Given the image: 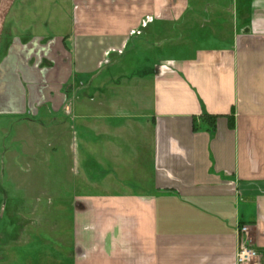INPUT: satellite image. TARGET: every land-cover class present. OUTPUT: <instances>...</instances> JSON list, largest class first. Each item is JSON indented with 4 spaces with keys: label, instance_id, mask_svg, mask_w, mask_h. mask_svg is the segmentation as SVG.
<instances>
[{
    "label": "crops",
    "instance_id": "crops-1",
    "mask_svg": "<svg viewBox=\"0 0 264 264\" xmlns=\"http://www.w3.org/2000/svg\"><path fill=\"white\" fill-rule=\"evenodd\" d=\"M48 1L66 23L41 101L46 170L61 177L44 197L37 179L7 178L32 103L21 78H40L15 44L0 264H235L242 225L264 264V0Z\"/></svg>",
    "mask_w": 264,
    "mask_h": 264
},
{
    "label": "rangeland",
    "instance_id": "rangeland-1",
    "mask_svg": "<svg viewBox=\"0 0 264 264\" xmlns=\"http://www.w3.org/2000/svg\"><path fill=\"white\" fill-rule=\"evenodd\" d=\"M230 2L231 0H228L227 4ZM235 3L239 4V1L236 0ZM53 5L54 2L48 0H0V34L5 32L4 38H0V62H5V66H7L6 70L0 75V85H6V87L12 88L20 83L19 78H17L18 76L14 73L13 66V56H16L14 51L16 49L15 44L18 45L19 50L25 58L22 61L17 57L18 63H25L22 67L26 68L30 66V70L40 74V78L36 77L34 74L24 75L21 78L23 86H27L30 91L32 90V92H30L27 87H22L21 100L27 95V92L24 93V91L28 89V93H30L32 97V103L27 109L29 111L26 110L20 113V117L17 118L21 121V125L18 126L15 132H18L22 138L20 140L22 147L19 156L15 155L12 150H9L11 152L5 156V161L8 164L7 167H10L7 178L26 181L37 179V181L43 185V187L36 189L37 194L42 197H44L43 194H46V191L50 189L45 187V181L49 178L54 180L61 177L60 174L56 176L53 172L46 170L47 159H51V157H47L49 149L46 145L47 133L51 131V129H47V121L50 115L41 103L43 100L42 89L43 85L46 84L47 73L57 66L60 67V62H62L61 59L57 60L60 58V53L62 54L61 50H59L61 52L55 53L57 59H53L50 52L53 46L55 47V51L58 47V45L54 43L55 34L64 31L63 28L57 27L56 25L66 24L63 19L57 20V13H52L51 9L54 7ZM44 21H47L46 25ZM3 22L5 23L4 26ZM62 48L63 51L66 52L64 50L65 47L63 46ZM9 51L12 53L9 54ZM65 54L66 56L64 58L66 59L63 62L70 64L67 53ZM34 116H36V119L31 120ZM11 122L12 121H10L7 126L10 128L11 131L9 133L12 136L14 132ZM1 131H3V129ZM34 139L35 141L31 144V141ZM15 140L17 141V139ZM12 142H14V140ZM3 144L5 145L6 141ZM12 147L13 144L11 143L10 148ZM16 154L18 153L16 152ZM15 159H18L21 163L20 171L18 168H13L16 167L14 166ZM2 174L3 173L0 172V176H2ZM54 190L56 191L57 189L54 188Z\"/></svg>",
    "mask_w": 264,
    "mask_h": 264
},
{
    "label": "built area",
    "instance_id": "built-area-1",
    "mask_svg": "<svg viewBox=\"0 0 264 264\" xmlns=\"http://www.w3.org/2000/svg\"><path fill=\"white\" fill-rule=\"evenodd\" d=\"M247 225L238 228V245L235 252V264H259V254L247 239Z\"/></svg>",
    "mask_w": 264,
    "mask_h": 264
}]
</instances>
